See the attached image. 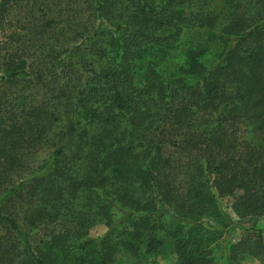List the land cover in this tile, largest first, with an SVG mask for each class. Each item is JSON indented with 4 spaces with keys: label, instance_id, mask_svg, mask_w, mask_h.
I'll return each instance as SVG.
<instances>
[{
    "label": "trees",
    "instance_id": "1",
    "mask_svg": "<svg viewBox=\"0 0 264 264\" xmlns=\"http://www.w3.org/2000/svg\"><path fill=\"white\" fill-rule=\"evenodd\" d=\"M13 9L0 264L139 261L160 232L178 264H219L236 228L225 264H264L263 230L242 226L264 218V0H0V27Z\"/></svg>",
    "mask_w": 264,
    "mask_h": 264
},
{
    "label": "rangeland",
    "instance_id": "2",
    "mask_svg": "<svg viewBox=\"0 0 264 264\" xmlns=\"http://www.w3.org/2000/svg\"><path fill=\"white\" fill-rule=\"evenodd\" d=\"M221 0H215V5L217 7H220ZM21 19V16L18 14V11L16 9H13L7 13V16L5 17V20L2 23V27H0V40L3 41L4 36H6L7 33L13 32L16 30H19V27L21 26V22L19 23ZM3 37V38H2ZM171 62L173 64L169 65L167 67V70L172 71L178 63L181 62L179 60V52H174L172 54ZM165 60L162 61L164 63ZM166 69L165 67H163ZM220 210L229 219L235 220V216L232 213L230 206H231V200L230 199H223L220 201ZM238 224V223H237ZM256 225L260 229L263 230V237H264V218L257 219V220H246L242 226L246 225ZM106 231V228L103 226H97L92 228L89 231V237L91 238H98L102 236ZM240 230L239 228H236L235 231L228 233L222 237L218 241V243L214 246L217 251V258L219 264H225V260L223 257H221L222 252L221 250L225 249L228 242L234 241V239H238L240 237ZM160 240L162 241V246L157 251L156 255L153 257H147L144 256L138 260L133 259L129 255H125L123 253H119L116 258L115 264H151V263H157V264H178L177 258L173 251V239L165 236L164 232H160ZM242 264H259L255 260H246Z\"/></svg>",
    "mask_w": 264,
    "mask_h": 264
}]
</instances>
